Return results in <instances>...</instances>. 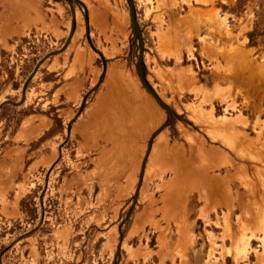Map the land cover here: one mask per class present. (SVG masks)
<instances>
[{
    "label": "rangeland",
    "instance_id": "374dc122",
    "mask_svg": "<svg viewBox=\"0 0 264 264\" xmlns=\"http://www.w3.org/2000/svg\"><path fill=\"white\" fill-rule=\"evenodd\" d=\"M70 2L0 0V264H264L263 0H133L172 114L135 202L168 117L127 0Z\"/></svg>",
    "mask_w": 264,
    "mask_h": 264
},
{
    "label": "water",
    "instance_id": "95a60500",
    "mask_svg": "<svg viewBox=\"0 0 264 264\" xmlns=\"http://www.w3.org/2000/svg\"><path fill=\"white\" fill-rule=\"evenodd\" d=\"M52 2H60V1H66L68 3V5L72 8V4L70 2V0H50ZM128 3V7H129V17H130V22H131V26L133 31L135 32V34L138 37L139 40V53H138V60H137V72H138V77H139V81L142 85V87L144 88V90L152 97V99L154 100V102L158 105L159 108H161L168 117V120L166 122V124L160 128V130H158L149 140L148 144H147V149H146V153L144 156V159L142 161L141 164V168H140V178H139V183L138 186L135 190L134 193V202L136 201L137 195H138V191L140 189V186L142 184V180H143V176H144V170H145V164L147 161V158L149 156L150 150H151V145H152V140L154 139V137L162 130H164L167 126H169L170 122H171V118H172V114L170 109L164 105L159 98L157 97V95L155 94V92L150 88V86L146 83L145 80V74H144V70H143V54H144V44H143V38H142V33L139 29V26L137 24L136 21V17H135V8H134V3L133 0H127ZM74 34V26L73 24L71 25V30H70V35H69V39L65 45V48L68 46V44L70 43V40L72 38ZM64 48V49H65ZM56 53H52L49 54L48 56H46L44 58V60H46L47 58L54 56ZM40 64V63H39ZM38 64V66H39ZM37 66V68H38ZM37 68L35 69V71L33 72V74L31 75V77L28 78V80L25 82L24 86H23V90L25 89V86L27 85V83L31 80V78L33 77V75L35 74ZM23 90H22V94H23ZM23 99H24V94L22 95ZM23 103V102H22ZM21 103V104H22ZM10 104L9 102H5L2 105H0V108L3 107L4 105H8ZM122 240H123V236L122 234L119 232V239H118V246H117V253L119 252L120 248H121V244H122Z\"/></svg>",
    "mask_w": 264,
    "mask_h": 264
},
{
    "label": "trees",
    "instance_id": "16d2710c",
    "mask_svg": "<svg viewBox=\"0 0 264 264\" xmlns=\"http://www.w3.org/2000/svg\"><path fill=\"white\" fill-rule=\"evenodd\" d=\"M248 2H250V0H237L236 7L243 8ZM259 10H260L259 15L264 13V0H263V4L260 5ZM251 34L248 35V38H250V39H251ZM48 82H50V81L48 80L46 83H48ZM51 82H54V81H51ZM85 101H86V99L84 98L83 101H82L81 107H80L81 111L84 108ZM35 199H36V197L33 194V196L29 195V196L23 198L19 202L20 212L22 213V215L27 220H29L32 223L35 222L38 219V211H37V208H36ZM40 203H41V201H40Z\"/></svg>",
    "mask_w": 264,
    "mask_h": 264
},
{
    "label": "bare ground",
    "instance_id": "6f19581e",
    "mask_svg": "<svg viewBox=\"0 0 264 264\" xmlns=\"http://www.w3.org/2000/svg\"><path fill=\"white\" fill-rule=\"evenodd\" d=\"M144 173H145V170H144ZM144 177V176H143Z\"/></svg>",
    "mask_w": 264,
    "mask_h": 264
}]
</instances>
